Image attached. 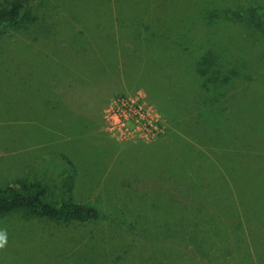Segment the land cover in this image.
<instances>
[{
	"label": "rangeland",
	"instance_id": "obj_1",
	"mask_svg": "<svg viewBox=\"0 0 264 264\" xmlns=\"http://www.w3.org/2000/svg\"><path fill=\"white\" fill-rule=\"evenodd\" d=\"M166 5L158 17L161 22H180L183 30H199L204 46L224 50L229 63L223 73H238L219 87H207L218 102L212 113L207 110L193 117L197 133L191 141L196 147L187 151L174 141L157 145L117 140L106 132L103 111L114 95H148L167 139L165 115L180 108L185 90L196 84L187 66L193 57L187 51L146 44L139 59L125 57L122 72L110 66L108 78L86 84L75 79L77 59L83 55L62 44L67 32L38 35L31 43L25 36L0 40V186L37 176L47 186V199L57 202L63 197L62 177L69 170L62 158L66 156L77 171L76 201L95 205L110 217L114 207L108 199L119 195L122 199L115 206L122 212L148 216L145 226L133 228H128V219L118 233L108 217L66 224L25 211L8 213L0 216V231L7 235L0 264H205L208 257L195 253L193 259V245L183 252V243L173 245V256L164 259L163 227L188 226L198 213L196 208L178 206L167 192L188 175L201 187L199 195L208 199L209 204H204L223 215L213 247L223 243L230 250L218 256L217 250L207 248L211 263L243 264L247 244L255 264H264V32L234 22L230 12L210 24L204 15L207 8L218 5L243 14L252 6L264 7V0H167ZM59 11L64 15L63 8ZM121 12L131 19L138 17L120 6L117 14ZM63 17L71 20L67 11ZM95 17L104 22L114 19L107 8H96ZM70 23L69 32L76 34L79 24ZM195 39L194 34L197 44ZM13 53L26 62L7 61ZM164 59L172 62L171 69L159 67ZM221 66L219 61L212 70ZM178 71L181 80L173 76ZM51 76L63 86L62 100L54 93ZM70 76L74 79L68 81ZM59 103L65 104L58 105L55 113L52 108ZM181 169L182 174L176 173ZM178 195L179 191L175 198ZM182 213L190 215L177 224ZM236 214L240 220L233 219Z\"/></svg>",
	"mask_w": 264,
	"mask_h": 264
},
{
	"label": "trees",
	"instance_id": "obj_2",
	"mask_svg": "<svg viewBox=\"0 0 264 264\" xmlns=\"http://www.w3.org/2000/svg\"><path fill=\"white\" fill-rule=\"evenodd\" d=\"M166 4L167 0L163 3L158 0H38L36 4L33 3V0H3L0 3V40H15L17 37L25 36V39L31 43L38 35L54 33L59 36L67 32L68 34L65 33L66 35L63 36L62 44L68 45L70 52L83 55L81 59H77V62L80 61V66L75 68L77 71L75 79L86 84L96 83L108 78V67L110 66H115L116 69L122 72L125 57L139 59L146 44L148 46L155 45L156 47H163L164 45L165 47H173V49L181 48L182 52L187 51V54L193 57L191 60H187V66L192 72L191 76L196 78V84L188 86L185 90L184 104L180 108L173 109L169 115H165L168 121L167 139L163 137L166 129L164 132L162 129L157 134L159 136L162 134L160 138L148 141L142 139L126 141L157 145L174 141L187 151L195 146V143L191 141L192 134L196 135L197 133L193 117L196 114L202 115L207 110L209 114L212 113L210 109H214L218 102L216 95H209L211 90L207 87H219L222 83H227L229 79L236 77L238 73L233 70L223 73L222 68L229 63L223 53L224 50L219 47L204 46L202 40L200 41L201 32L199 30L194 27H187L186 30H183L184 25L180 22L167 24L161 22L158 17L167 8L168 5ZM120 6L137 12L138 17L131 19V17L125 16L127 12H121L119 16L117 10ZM61 8H63L64 15L67 11L70 19L79 24L80 29L76 34L69 32V28L72 27L71 20L61 15L59 11ZM96 8H107L111 15L110 18L114 19L108 22L99 21L100 18L95 17ZM226 9L219 5L216 8H207L204 13L206 16L205 22L210 24L212 21L221 18L224 13L230 12L234 22L264 32V7L252 6L245 10L243 14L237 10L230 11L228 8ZM106 24L108 25L106 26ZM194 34L196 36L195 40L198 41L197 44L193 43ZM208 36L207 34V41ZM20 58L19 60V56L13 53L7 61L26 62L24 57ZM219 61L222 66L219 69L212 70V67L216 66ZM159 67L161 69L162 67L171 69L172 62L164 59L163 62L159 63ZM75 69L69 71L74 74ZM179 74L180 71L173 73V76L180 77L181 80L183 74L182 72V76H179ZM73 79L74 77L70 76L68 81ZM49 81H51L52 88L55 90V95H58L62 100L63 86L56 81L54 82L52 76ZM145 97L148 101L153 102L148 95ZM48 102L49 99L45 101V104ZM64 104L59 103L52 109L57 111L55 113H58L57 106ZM53 110L51 111L53 112ZM160 111L162 112V110ZM159 126L162 127L161 123ZM187 137H190L189 141ZM62 158L69 166V170L61 180L63 197L59 201L53 202L47 199V186L37 176L33 179L18 178L14 183L0 186V216L15 211H25L37 218L66 224L95 222L108 217L111 222L115 223L112 230L118 231V233L121 225L126 223L128 219V228H133L137 224L146 225L147 215H141L139 212H122V209L115 206V203L122 199L119 195L108 199V205L114 207L113 214L110 217L103 215L101 209L95 205L76 201L73 197L77 176L75 164L69 157L63 156ZM182 171L183 169L176 173L182 174ZM185 173L188 175L189 170ZM189 177L188 175L187 178L177 180L175 183L177 186L175 188L169 187L170 189L167 192L176 200L178 206L196 208L198 213L194 216V218L196 217L194 222L188 226L182 225L176 229L163 227L161 239L165 251L164 259L169 260V257L173 256V245L178 246V244L183 243V252H188L193 245L194 254L192 258L194 259L196 253L202 258L207 259L206 257H208L205 264H212L211 256L207 253L208 249L217 250L218 256L222 253L227 254L230 250L223 243L218 248L217 246L213 247V236L218 235L219 232L217 231L220 229L217 223H221L223 215L213 212L212 206L207 205L209 204L208 199L199 195L201 187L193 181L190 182ZM178 191L179 195L175 198ZM204 202L207 204H204ZM123 203L124 200L122 205ZM189 215L188 213H182L176 221L177 224L182 223ZM233 216V219H239L237 214ZM226 219H229L228 215H226ZM153 220L150 218L151 222ZM210 222L216 223V225L210 227ZM238 230H240V227ZM222 233L225 234L226 231H222ZM219 239L223 240L224 238ZM243 250L245 252L243 264H255L257 261H255V254H253L250 246L246 244ZM192 258L191 261H193ZM216 259L213 258L214 261Z\"/></svg>",
	"mask_w": 264,
	"mask_h": 264
},
{
	"label": "built area",
	"instance_id": "obj_3",
	"mask_svg": "<svg viewBox=\"0 0 264 264\" xmlns=\"http://www.w3.org/2000/svg\"><path fill=\"white\" fill-rule=\"evenodd\" d=\"M103 111L106 132L117 140H149L162 131L155 109L140 92L134 96H113ZM149 113L156 117L148 118ZM115 117L117 121H114Z\"/></svg>",
	"mask_w": 264,
	"mask_h": 264
},
{
	"label": "clouds",
	"instance_id": "obj_4",
	"mask_svg": "<svg viewBox=\"0 0 264 264\" xmlns=\"http://www.w3.org/2000/svg\"><path fill=\"white\" fill-rule=\"evenodd\" d=\"M7 243V235L5 232L0 231V248H3Z\"/></svg>",
	"mask_w": 264,
	"mask_h": 264
},
{
	"label": "crops",
	"instance_id": "obj_5",
	"mask_svg": "<svg viewBox=\"0 0 264 264\" xmlns=\"http://www.w3.org/2000/svg\"><path fill=\"white\" fill-rule=\"evenodd\" d=\"M9 241V240H8ZM12 241V240H11Z\"/></svg>",
	"mask_w": 264,
	"mask_h": 264
}]
</instances>
